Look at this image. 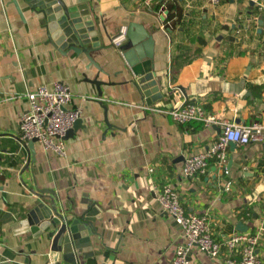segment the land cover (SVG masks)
<instances>
[{"label": "crops", "instance_id": "1", "mask_svg": "<svg viewBox=\"0 0 264 264\" xmlns=\"http://www.w3.org/2000/svg\"><path fill=\"white\" fill-rule=\"evenodd\" d=\"M17 3L21 15L13 0H0V264L49 262L46 233L34 237L13 224L52 201L69 219L93 208L91 247L75 254L76 264H172L184 239L157 201L167 184L186 210L209 216L219 241L241 233L239 222L259 233L256 251L264 260V142L229 145L226 175L210 161L206 174L185 179L184 159L216 141L219 127L137 107L195 102L239 124H264V0H89L104 47L91 56L101 70L84 54L48 43L41 16ZM130 22L154 41L162 98L150 105L111 43ZM55 82L69 87V108L79 110L83 125L64 140V155L18 136L24 93ZM231 257L223 245L217 258L193 248L188 259L227 264Z\"/></svg>", "mask_w": 264, "mask_h": 264}, {"label": "built area", "instance_id": "2", "mask_svg": "<svg viewBox=\"0 0 264 264\" xmlns=\"http://www.w3.org/2000/svg\"><path fill=\"white\" fill-rule=\"evenodd\" d=\"M209 1L217 4L220 0ZM260 10L264 12V5L260 6ZM125 39V28H122L111 38V43L119 47ZM24 97L28 107L20 118L19 139L25 144L35 140L45 150L64 155V137L79 118V110L69 108L73 98L69 87L61 82H55L51 87L40 85L28 89ZM137 107L169 115L178 123L200 121L205 126L219 127L220 134L216 141L184 159L181 175L185 179L206 174L210 161L226 175L228 174L226 154L230 143L239 146L264 142V124H239L219 114L207 113L195 102H185L170 109L148 107L143 104ZM229 186L230 183H226L225 189ZM157 201L161 211L172 216L178 223L184 239V244L177 246L175 250L172 264H190L188 256L193 248L211 258H217L223 245L234 254V257L227 260V264H264V260L256 251L259 233L241 232L221 242L214 235L209 216L186 210L181 203L179 192L171 185L167 184L161 188L157 194Z\"/></svg>", "mask_w": 264, "mask_h": 264}, {"label": "water", "instance_id": "3", "mask_svg": "<svg viewBox=\"0 0 264 264\" xmlns=\"http://www.w3.org/2000/svg\"><path fill=\"white\" fill-rule=\"evenodd\" d=\"M35 15H40V25L45 28L47 42L61 53L73 51L84 54L89 63L100 69L91 53L104 47L100 44L99 26L92 17L89 0H22ZM17 11H21L17 0H13ZM125 41L119 46L120 58L131 76L132 83L147 104L162 98L159 79L153 70V45L151 34L143 25L130 22L125 28ZM83 127L78 118L66 133L67 139ZM35 140L28 144L31 146ZM230 146H235L230 143ZM91 212L93 208L89 207ZM80 218H65L59 213L54 202H39L24 218L13 224L21 232H31L34 237L46 233L51 241L49 262L47 264H76L75 254H85L90 248L89 236L93 233L92 213ZM236 229L246 232L247 227L239 222Z\"/></svg>", "mask_w": 264, "mask_h": 264}, {"label": "trees", "instance_id": "4", "mask_svg": "<svg viewBox=\"0 0 264 264\" xmlns=\"http://www.w3.org/2000/svg\"><path fill=\"white\" fill-rule=\"evenodd\" d=\"M169 10H170V8H168V11H169ZM173 16H174V14H172V13L169 12V14H168V16H167V20L172 19Z\"/></svg>", "mask_w": 264, "mask_h": 264}]
</instances>
